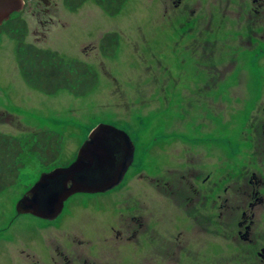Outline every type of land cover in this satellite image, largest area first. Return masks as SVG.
I'll return each mask as SVG.
<instances>
[{
    "label": "rangeland",
    "instance_id": "rangeland-1",
    "mask_svg": "<svg viewBox=\"0 0 264 264\" xmlns=\"http://www.w3.org/2000/svg\"><path fill=\"white\" fill-rule=\"evenodd\" d=\"M217 6L227 11V0H188L179 9L166 7L165 0H128L115 16L93 0L76 11L64 10L65 28L59 27L37 47L96 70L98 86L81 97L65 89L46 94L26 83L16 41L0 33V132L23 142L42 131L63 137L57 162L43 166L26 151L18 183L0 193V264H52L55 244L77 237L106 246L100 259H89V264H118L119 245L124 247L119 249V264H142L149 256L151 264L248 261L242 255L246 246L237 239L242 212L224 211L229 219H218L224 200L228 196L233 201L235 193L229 190L219 210L215 208L227 186L246 180L252 183L249 188L261 190L264 200V17L253 18L262 23L254 28L238 17H214ZM232 7L239 15L250 3L238 0ZM260 12L264 15V8ZM27 21L36 28V22ZM109 32L120 37L114 57L98 49ZM36 37L42 38L31 33L26 41L33 44ZM101 124L125 131L136 144L134 165L123 183L106 193L72 196L54 221L18 214V202L42 175L73 161ZM256 143L260 156H254ZM187 159L206 173L198 184L207 197L197 215L200 229L193 213H187L195 202L198 207L205 204L195 195L192 199L189 189L176 187L183 200L174 192L180 175L189 176L190 171L181 173L188 169ZM143 173L152 179H140ZM166 184L171 194H166ZM255 211L263 242L248 249L251 252L264 248V202ZM210 214L218 219L211 228L204 218ZM136 215L150 220L153 238L161 236L156 240L162 244L143 239L131 248L117 240L113 229Z\"/></svg>",
    "mask_w": 264,
    "mask_h": 264
},
{
    "label": "flooded vegetation",
    "instance_id": "flooded-vegetation-1",
    "mask_svg": "<svg viewBox=\"0 0 264 264\" xmlns=\"http://www.w3.org/2000/svg\"><path fill=\"white\" fill-rule=\"evenodd\" d=\"M22 1L25 2V4L23 5V8L20 11L13 13L11 15L10 20L20 19L21 21H23L28 27V36L29 34L33 33L36 35H40L42 37V38L36 37V40L33 43L34 45L37 46V44L41 43L42 40L47 42L49 36H51L54 33V31H58L59 27H62V29L65 28V25H66L65 12L66 11L64 12V10L68 9L65 6V0H22ZM237 1L238 0H227V11L225 12L222 6H217L216 7L217 11L214 12V17L216 16L221 17L222 14H224L225 16L238 17L240 18L241 22L242 20H246L250 24V26L254 28H258L262 26V23H259L256 20H260V17H264V15H261V12H260V10L264 8V0H247L250 3L249 9L245 13H243V10H241L239 15L231 11V9L233 8L232 4ZM184 2H188V0H165V6L173 8V9L174 8L179 9V7ZM242 2H244V0H242ZM235 8L237 7L235 6ZM28 18L32 19L34 22L37 23V25H35L36 26L35 29L32 30V26L30 25V22L27 21ZM253 18L256 19L255 22L253 21L254 20ZM98 49H99V46H98ZM257 146H258V143H256L253 146L254 149H256L254 150V156L255 155L260 156L258 154H260L259 150L261 147H257ZM262 147H264V141H262ZM262 158H264L263 155H261L260 159L263 160ZM73 161H71L64 167H67ZM134 161H135V157H134ZM194 162H196L194 159H191V160L187 159L188 169L182 171L181 173H184L185 171H190L188 173L189 176H185L183 174L180 175L178 186H175L177 184L174 185V192L175 194H179L180 197H182L183 195L180 194L181 191H183L184 189H189L191 198L192 196L193 197L196 196L197 201L199 203H200V200H202L203 204H205L204 207H198V205H196V202H195L193 204L194 207L192 206L191 208H188V209H193V211H188V213L186 211L188 216L190 212L193 213L194 215L193 221H194L195 228L198 227L200 229L198 225L199 220L197 218L198 217L197 215L200 214L204 210L206 206L207 197L205 193L206 190L200 187L198 184L201 185L200 178H202L201 176H204L202 174H206V173H204L205 171L203 169L202 170L196 169V167L193 165ZM244 169H247V167L244 166ZM241 172L238 171V174H240ZM207 177L210 178L211 174H207ZM144 178L152 179L143 173L140 179H144ZM243 179H244V176L241 178V180ZM254 179H257V178L255 177ZM168 184H166L165 186L166 189L164 188V190L167 191L166 193L167 195L171 194L170 191H173L171 190V186H168ZM250 186H252V183L248 182L247 184V180L244 182H241L240 184L235 183V186L234 184L233 186L232 185L227 186L224 191L225 193L222 196H220L219 199L217 200L218 202H217V206L215 209L218 208L219 210V204L221 203V198L227 195L229 193V190L232 191V194L235 193L233 201L231 200V198L229 199L228 196L224 200L223 205L221 206L219 210L220 213L218 212L219 223L229 219L228 217L233 215V213L237 214L238 211H241L242 216H241V222L239 223L240 232L237 235V239L240 240V242L246 246V247L244 246L245 248L242 250V255L243 257L247 259L249 258L248 261H251V262L254 261L253 264H257L256 259L262 260V263L264 264V248H262L260 251L254 249L251 252L248 250L250 248L253 249L254 247H258L259 246L258 243L260 241L263 242L262 236L258 235V227L260 223H257L256 221V219L258 218V213L257 211H255V208L259 207L261 205V202L263 204L264 200L260 197L261 190L259 191L258 189L256 191L254 189L249 188ZM176 187H180L178 189H182V190L177 193V191L179 190ZM211 194L212 192H209V195ZM191 198L188 197L187 199L191 200ZM203 198H205L204 199L205 202ZM182 200H183V197H182ZM236 201H238V203H241V204L237 206L236 204H234ZM187 203H190V201L187 200ZM209 210L213 211L211 208ZM146 211L147 210L145 209V212ZM224 211H230L231 215L228 212L225 213ZM204 218L209 224H211L208 226L209 228L217 224L216 221L218 219H216L214 215L210 214L209 216H204ZM127 220H130V222H126L125 224L123 222L119 223L117 225L118 228L113 229V233H115V237L117 238L118 241L127 242L128 245H130L129 247L131 248H133L136 245L141 244L143 239L145 241L146 240L149 241L152 244L155 243V241L162 244L163 241L162 242L158 241L162 239L161 236L156 238L158 240L153 238L152 230H151V222L149 219L136 215L133 218L127 219ZM131 223H133V226L137 227V229L133 228ZM137 232H138V235H137ZM113 239H115L114 236H113ZM101 243L102 245L99 247L93 246L90 242H87L83 240L82 238L77 237V239H75L74 241L68 244H64V245L55 244V251H54L55 254H54V257L51 259V263L52 264H89V259L99 260L100 254H104L103 251L106 246L103 242ZM115 244L117 245L116 241H115ZM121 247L123 246H120V245L118 246V252L116 254V256L118 255V264H119V249ZM97 252H98V255H97ZM178 255L179 254H177V256ZM254 255L256 259L254 258ZM150 258L151 257L149 256L148 259L150 260ZM148 259L145 260V262L142 264H151V263H148L150 262ZM170 259L172 260V257ZM170 259H168V261H171ZM248 261H246L245 263L241 262V264H251V262H248ZM92 264H98V261H93Z\"/></svg>",
    "mask_w": 264,
    "mask_h": 264
},
{
    "label": "trees",
    "instance_id": "trees-1",
    "mask_svg": "<svg viewBox=\"0 0 264 264\" xmlns=\"http://www.w3.org/2000/svg\"><path fill=\"white\" fill-rule=\"evenodd\" d=\"M89 0H65V6L76 11ZM128 0H93L111 16L119 14ZM4 33L17 44V60L26 83L46 94L68 90L75 96H86L99 84L96 70L79 61H66L56 51L41 49L28 43V27L18 20L5 21L0 26ZM120 44L118 33L103 34L99 52L105 57H114ZM63 137L53 132L30 134L25 142L0 132V193L15 186L24 168L23 155L29 151L43 166L49 167L61 155Z\"/></svg>",
    "mask_w": 264,
    "mask_h": 264
},
{
    "label": "water",
    "instance_id": "water-1",
    "mask_svg": "<svg viewBox=\"0 0 264 264\" xmlns=\"http://www.w3.org/2000/svg\"><path fill=\"white\" fill-rule=\"evenodd\" d=\"M22 0H0V26L23 8ZM135 145L122 130L101 124L94 128L68 167L42 175L18 202V214L54 221L77 194L106 193L120 186L134 163Z\"/></svg>",
    "mask_w": 264,
    "mask_h": 264
}]
</instances>
